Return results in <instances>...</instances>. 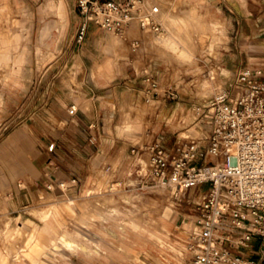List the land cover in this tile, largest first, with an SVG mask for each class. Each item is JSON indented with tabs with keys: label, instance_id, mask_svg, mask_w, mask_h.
Returning a JSON list of instances; mask_svg holds the SVG:
<instances>
[{
	"label": "rangeland",
	"instance_id": "rangeland-1",
	"mask_svg": "<svg viewBox=\"0 0 264 264\" xmlns=\"http://www.w3.org/2000/svg\"><path fill=\"white\" fill-rule=\"evenodd\" d=\"M45 1L7 0V20L10 22L13 18H27L26 25L30 29L25 33L26 39L23 41L29 50L28 63L23 67L18 84L4 85L0 80V158L5 170L14 177L11 188L9 186L8 189L0 188V228H5L6 223L14 227L17 218L29 219L41 226L42 221L37 211L47 208L56 200L71 198L81 202L101 196L115 198L120 193L146 196L154 184L140 176L139 164L131 154L132 147L138 148L141 157L139 163L143 167V161L147 162L148 158L145 148L155 141L160 140L166 147H170L178 140V135L185 142L205 139L207 126L197 109L215 93L227 90L240 69H264V52L261 55L250 56L244 42L245 35L250 37L254 47L260 43L264 44L259 37L261 35L264 38V33L254 31L253 25L248 26L251 31L245 30L248 28L245 14H240L237 20H233L219 5L208 0L213 10H220L231 22L226 29L228 39L218 44L215 56L213 48L218 42L221 29L208 23L205 15L195 6H184L177 0L178 5L175 4L173 8L160 14L165 21L163 24L165 32L162 35L174 41L156 39L153 43L157 48L162 47L172 54L170 58L173 59V66L176 69L183 68V75L180 78L176 81L162 82L163 76L169 71L166 65L152 61L146 68L140 67L137 70L131 58L119 61V71L111 80L92 78L90 70L101 56L94 39L109 32L91 24L85 41L76 44L74 34L79 20L76 0H65L70 25L68 33L59 42L56 41L55 33H51L46 39L48 46L41 47L44 58L38 61L36 46L39 29L45 21L55 19L54 15L40 14ZM2 3L3 1H0V7ZM249 8L252 10L251 18L255 21V27L263 30L262 0H249ZM171 19H175V22ZM4 24L6 23L3 22ZM129 32L130 35H135L134 37L140 34L137 27L130 29ZM124 33L125 31L116 35L124 36ZM96 34L98 36H91ZM110 35L115 37L114 34ZM156 37L157 35L146 36L145 43L151 44ZM205 48L211 50V55L205 57L201 54ZM78 51L82 56L76 61L75 55ZM198 52L200 55L196 54ZM76 62L79 63L77 72L74 71ZM221 68H228L231 74L222 73ZM147 77L156 83L154 90L149 88ZM92 87L103 89L102 91L110 90L111 102L113 98L118 97L125 100L126 106H141L146 109L142 117L141 137L131 139L119 137L115 133V126L124 120L126 106L115 109L113 105H108L106 116L111 117L109 126L113 134L107 135L102 131L100 122L105 114L100 111L98 102L95 108L90 95H86L88 89ZM168 92H173L175 97H169ZM83 101H88L93 107L85 110L82 106ZM98 101L101 103L102 99L98 98ZM72 103L84 113L95 117L90 128L91 133L88 135L79 138L76 136L77 117L68 114ZM164 107L169 110L168 114L162 113ZM176 108L180 110L178 119L184 118L185 123L174 128L167 123V118ZM198 123L197 129L200 133L192 128ZM17 132L28 137L30 143L24 146L16 141L10 142V137ZM43 137H46V141ZM56 140L60 141L59 149L57 152L48 153V144ZM38 157L40 159L36 161ZM58 173H61V177L57 176ZM100 173H105L108 177L104 189L101 186ZM72 178H77L80 182L74 193L69 191L65 195L56 189L55 185L59 181L62 179L69 181ZM48 185L53 187L48 189ZM108 186H112L111 191ZM12 190L19 196V208L12 206L15 204ZM85 190L90 192L89 196H85ZM37 191L41 192L40 197ZM196 194L198 193L195 191H188L180 198H159L157 204L159 211L166 206H171L172 209L170 233L163 239L170 243L177 235L179 242L177 246L181 254L179 257L174 256L169 248L164 249L152 244L151 254L145 255L140 252L142 264H183L190 258L186 249L188 233L183 232L180 227L183 221H189L188 213L195 214L194 204L190 203V200L197 201ZM126 201L133 204L129 196ZM130 217H133L132 221L137 219L133 213ZM94 223L96 227H101L100 222ZM103 225L109 229L111 221L108 220ZM108 238L116 240L112 235ZM21 243L22 241L18 240L16 245L19 246ZM88 245L93 247L91 242H88ZM253 246L254 249L257 248L256 243ZM0 250L5 251L1 241ZM246 251L250 252V249ZM62 253L65 257L55 254L48 259L52 264H135L131 260L106 262L103 254L101 256L92 254L88 261L83 254H74L64 248Z\"/></svg>",
	"mask_w": 264,
	"mask_h": 264
},
{
	"label": "crops",
	"instance_id": "crops-1",
	"mask_svg": "<svg viewBox=\"0 0 264 264\" xmlns=\"http://www.w3.org/2000/svg\"><path fill=\"white\" fill-rule=\"evenodd\" d=\"M0 1H3L0 7V80L3 81L4 85H17L23 67L28 63L29 50L27 44L23 43V41L26 39L25 33L28 32L30 28L26 25L28 21L27 18H13L9 22L7 20V0ZM171 1L172 0L151 1V4H156L159 7L157 16L162 24H164L165 21L160 14L173 8L175 4H177V0ZM179 1H181L184 6H195L205 15L208 23L213 26L217 25L221 29L218 42L213 48V54L215 56H217V51L215 49L218 44L228 39L226 29L231 25V22L220 10H213L209 1L215 5H219L222 11L230 15L233 20H237L240 14H245L247 16L246 27L253 25L254 31L264 33V29L256 28L254 25L255 21L251 18L253 14L252 10L249 8V0ZM262 2L264 4V0H262ZM23 14L26 17L28 16V14ZM40 14L54 15L55 19L48 22L45 21L39 29L38 45L36 46L38 61L44 58L41 47L48 46L46 39L50 37L51 33H55L56 41L59 42L66 36L70 26L65 9V0H46ZM171 20L175 22V19ZM3 22L6 24L3 25ZM134 27H137L140 32L137 37H134L135 35H130L129 32L130 29ZM248 28L245 30H252ZM91 36L96 37L98 34ZM146 36L150 37L155 35L142 31L138 23L133 21L125 31L124 36L117 38L107 33L102 37L98 36V38H95L94 43L101 56L99 61L93 64L90 70V76L102 81H109L115 76V73L119 71V61L131 58L137 70L140 67L146 68L152 61L166 65L169 71L163 76L162 82L176 81L183 75V68L176 69L173 66V59L170 58L172 54L162 47L157 48L153 43L156 39H172L165 35H159L154 38L150 44L145 43ZM259 37L261 41H264L261 35ZM135 41L138 42L136 43ZM244 42L250 52V56L263 54L264 44L260 43L259 46L254 47L252 46L250 37L245 35ZM210 52L211 50L205 48L201 54L207 57V55H211ZM196 54L200 55L199 52ZM75 56L76 61H78L81 59L82 53L78 51ZM78 70L79 63L76 62L74 64V71L77 72ZM220 70L222 73L231 74L228 68H221ZM102 90L92 87V89H88L86 95H90V99L93 100L95 108L97 107L96 102H98L100 111L105 114L101 119L100 127L105 134L112 135L113 131L109 126L111 117L110 115L106 116L108 105L111 104L115 109H119L126 106V102L118 97L113 98L111 102L109 101L111 97L110 90ZM99 94H103V96ZM98 98L102 99L101 103L98 101ZM105 99L107 100L105 101ZM71 105H73V103ZM82 106L85 110H89L90 106L93 107L88 101H83ZM126 108L127 109L124 111V120L115 126L116 135L131 139L141 137V131L143 130L142 117L145 115L146 109L141 106L132 105H127ZM76 109L77 111L74 114L77 117L76 124L78 132H76V136L79 138L91 133L90 128L94 124L95 117L93 118L88 113H84L80 108L76 107ZM165 112L167 114L169 112L166 107L162 109V113ZM179 114L180 110L176 108L167 118V123L171 127L175 128L185 123L184 118H181V120L183 119V123H181L180 118L178 119ZM198 125L199 123L192 128L198 131ZM39 136L41 137L42 135L39 133ZM43 140L46 141V137H43ZM9 141H16L24 146L30 143L28 137L20 132L14 133ZM50 143L55 144L53 151L57 152L60 147V141L56 140ZM39 159L40 157H38L36 161ZM1 160L0 158V188L4 187L8 189V186L11 188L14 177L12 173H8L7 170H5V167L1 164ZM57 176L61 177V173H58ZM99 177H101L100 179L102 180V188H106L104 185L108 178L107 174L104 175V173H100ZM61 181L64 182L66 180L62 179ZM77 188L78 187L71 188L70 192L74 193ZM14 192L15 191L12 190L15 203L12 206L14 208H19V196ZM84 193L85 196L90 195L88 190H85ZM64 194L66 195V193ZM37 195L40 197L42 194L40 191H37ZM130 196L133 204L127 203V195L122 193L118 194L115 198L101 196L89 198L81 202L71 198L67 200H56L50 203L47 208L37 211V215L42 221L41 226H38L29 219L21 220L20 218H17L14 227L6 223L5 228H0V241L5 248L4 252L0 250V264H52L51 260L48 259L50 256L58 254L65 257L62 253L63 248L74 254H83L84 257L88 258V261L92 254H96L97 256L103 254L105 255L103 258L106 262L131 260L135 264H142L143 261L140 259L139 254L140 252L145 255L151 254L153 251L151 247L152 244H156L164 249L169 248L174 256L179 257L181 251L177 246L179 243L177 239L178 236L176 235L175 238H172L170 243H167V241L163 239V237H166L170 233L171 206H166L159 211L157 205L159 203V198L151 194H147L146 196L142 194H130ZM132 213L135 214L137 218L135 221H132L133 217H130ZM108 220L111 221L109 229L103 225V223ZM96 221L101 223V227L95 226L94 222ZM180 228L185 233H192L193 222L190 219L189 221H183ZM104 232H106V234ZM107 233H109V235ZM110 235L115 237L116 240L108 238ZM18 240L22 241L19 246L16 245ZM259 241L260 239H255V241L251 243L250 252L246 250L240 251L245 253L256 264H264L260 263L258 259ZM88 242L93 243V247L89 246ZM255 243L257 244L256 249H254L253 246Z\"/></svg>",
	"mask_w": 264,
	"mask_h": 264
},
{
	"label": "built area",
	"instance_id": "built-area-1",
	"mask_svg": "<svg viewBox=\"0 0 264 264\" xmlns=\"http://www.w3.org/2000/svg\"><path fill=\"white\" fill-rule=\"evenodd\" d=\"M76 10V44L85 41L91 24L113 33L126 31L133 21L142 30L162 29L159 7L146 6V0H76ZM146 81L154 90L156 83ZM168 96L175 97L173 92ZM197 110L207 126L205 139H178L170 147L155 141L145 148L143 167L134 146L138 172L154 185L198 193L197 201L190 200L195 229L188 233L190 258L183 264H256L240 251L251 249L255 239H260L258 259L264 263V69H240L227 90ZM76 111L71 105L68 114ZM54 147L50 143L48 152ZM79 183L72 178L55 186L66 191Z\"/></svg>",
	"mask_w": 264,
	"mask_h": 264
},
{
	"label": "bare ground",
	"instance_id": "bare-ground-1",
	"mask_svg": "<svg viewBox=\"0 0 264 264\" xmlns=\"http://www.w3.org/2000/svg\"><path fill=\"white\" fill-rule=\"evenodd\" d=\"M151 1H153V0H146V6H150V5H152L151 4ZM157 19H158V21L160 22V24H161V27H162V29H161V31L160 32H153V31H150V30H142V31H144V32H146V33H149V34H154V35H157V36H159V35H162V33H164L165 32V28H164V26H163V24H162V22H161V20L158 18V16H157ZM129 27V26H128ZM127 27V28H128ZM140 28V27H139ZM127 30V29H126ZM110 34H114L115 35V37H121V36H118V35H116V33H113V32H109ZM76 107V106H75ZM178 139H182V138H178ZM193 140H195V139H193ZM146 161L144 162L143 161V166H145L146 164ZM104 175H105V173H104ZM52 186V185H51ZM53 187V186H52ZM112 186H108V188H109V191H111L112 189H110ZM56 189L60 192V191H63L64 193H67V192H69L70 190H71V188L70 189H68V190H60V188H58V187H56ZM122 194H124V195H127V197L129 196V197H131L130 196V194H125V193H122ZM148 194H151V195H153L154 197H157V198H180L182 195H183V193L182 192H179V191H176L175 189H173V188H170V187H168V186H165V185H161V184H156V185H154V186H152V187H150L149 188V190H148ZM138 195H140V194H138ZM191 199V198H190ZM189 199V200H190ZM187 217L193 222L194 221V215H192V214H187ZM194 225H193V231H194ZM192 231V232H193Z\"/></svg>",
	"mask_w": 264,
	"mask_h": 264
}]
</instances>
